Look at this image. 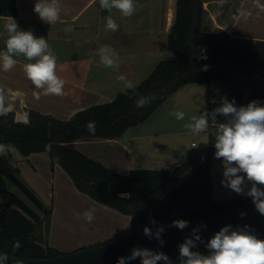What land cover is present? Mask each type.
<instances>
[{"label":"trees","instance_id":"obj_1","mask_svg":"<svg viewBox=\"0 0 264 264\" xmlns=\"http://www.w3.org/2000/svg\"><path fill=\"white\" fill-rule=\"evenodd\" d=\"M240 1L177 0L168 39L172 60L159 63L145 81L117 94L111 102L81 110L68 121L31 110L26 111V122H17L11 112L0 115V143L14 144L22 157L46 153L51 168L59 165L78 192L130 216L129 237L143 235L145 227L153 232L161 226L171 227L177 219L190 223L226 212L257 211L252 199L243 194L222 202L212 200L208 159L196 166L199 157L194 156L168 170H132L121 175L69 146L81 138H121L129 128L145 123L155 109L184 85L209 86L212 81H230L233 74L264 76V41L235 38L227 32L238 14ZM16 15V0H0V16ZM141 96L155 99L148 106L137 108L136 101ZM229 99L241 105L239 95L232 94ZM89 122L95 123L94 133L88 131ZM214 142L209 136L208 158L215 152ZM10 154L0 157V210L4 209L0 219V252L24 259L58 256L60 252L45 244L50 210L21 178ZM8 184L34 209L10 192ZM43 227L44 233L38 234ZM257 237L264 239V234ZM198 246L208 254L203 244ZM173 252H164L172 264ZM128 264H140V260Z\"/></svg>","mask_w":264,"mask_h":264},{"label":"crops","instance_id":"obj_2","mask_svg":"<svg viewBox=\"0 0 264 264\" xmlns=\"http://www.w3.org/2000/svg\"><path fill=\"white\" fill-rule=\"evenodd\" d=\"M176 1L135 0L134 14L131 17H123L116 9L110 13L102 10L99 0H61V18L55 24L49 25L33 11L36 0H16L17 15L0 16V50L5 49V40L8 38L4 25L12 18L21 30L31 31L36 37H44L47 40L57 56V75L65 81V85L62 95H43L41 90L34 88L23 70V65L30 61L23 56L14 57L17 59V65L11 71L4 72L0 68V97L3 98L4 108L12 106L10 112L14 114L17 122L27 121V110L35 111L41 115H50L61 121H68L81 110L111 102L112 99L109 97L115 96L118 91L128 89L116 79L117 76L124 75L136 86L156 68L155 61L158 57L161 58L164 55L167 57L166 54L171 53L168 49V39L175 20ZM262 2L263 0L240 1L237 16L227 27L230 36L264 41V19H262L264 6ZM246 8L249 10L250 18H254L252 16L256 15L255 19L250 20V23L253 24L248 26L249 31L247 32L243 31L241 27ZM108 15H111L119 25L118 31L106 30L105 17ZM68 26H72L73 30L70 33H65L64 29ZM102 45L111 46L117 53L118 69L99 66L97 50ZM237 75L248 76L259 80V82H262V77H264L263 74ZM210 86L205 84L182 86L167 99L173 101L171 110L158 114L157 118L152 117L156 112L153 113L145 123L129 128L119 139L81 138L71 142L69 146L121 175H128L132 170H168L181 160L194 156L199 157V161L201 160L200 155L193 154L185 146L181 147L180 137L183 134H195L184 125L190 122V117L203 115L204 105L208 113L209 127L205 131V134L208 133V137L207 135L204 137L206 143L203 148L204 159L199 163L201 164L207 159L209 161L212 195L215 175H220L223 178V165L221 160L214 157L215 152L208 158L206 150L208 149L209 136L215 139L218 130L219 124L215 121L224 117L216 119L211 116L213 108L218 106L220 99H197V95L200 93L206 94V96L210 95L212 93ZM258 89L250 88L244 94L241 105H247L253 100L264 105L262 102L264 89L262 90V87L260 90ZM34 93H40V98L36 99ZM228 100L230 101L229 98ZM176 111L185 113L184 120L175 118L172 113ZM193 146L194 143H191V148H196ZM41 154H45L50 163L48 155ZM14 156V153L10 154L12 164L16 167V156ZM30 156H38V154H31L28 157ZM18 157L19 159L25 158L20 154ZM196 166L198 165L196 164ZM55 167L60 170L61 175H58L56 180L62 187L61 190L66 189L77 196L88 197L76 190L62 173V168L59 165H55ZM26 177L21 174L24 182L35 190L33 184ZM29 177L33 181L34 178L31 175ZM250 186V183L246 182L245 191ZM221 190L219 195L228 197L242 195L225 187ZM214 198L217 199L216 196ZM105 208L106 210L110 209ZM117 214L124 216L118 212ZM125 216L129 223H124V226L119 227L121 232L117 229L115 234L100 237L98 240L106 242L129 237L131 218ZM51 231H53V225L49 227L47 236Z\"/></svg>","mask_w":264,"mask_h":264},{"label":"clouds","instance_id":"obj_3","mask_svg":"<svg viewBox=\"0 0 264 264\" xmlns=\"http://www.w3.org/2000/svg\"><path fill=\"white\" fill-rule=\"evenodd\" d=\"M99 5L109 13L116 9L123 17H131L136 9L135 0H99ZM33 11L46 24H55L61 18V0H36ZM105 20L106 30L118 31L119 25L111 15L106 16ZM4 28L8 38L5 40V49L0 50V68L4 72L11 71L17 65V59L14 57L23 56L30 61L23 65V70L34 88L41 90L45 96L62 95L65 81L57 75V56L47 40L44 37H36L31 31L21 30L12 18L5 23ZM72 30V26L64 29L65 33ZM97 54L99 66L114 70L119 68L117 53L111 46H100ZM116 79L128 89L134 87L124 75H119ZM34 95L36 99L40 98V93ZM154 99V96H141L136 101V106L146 107ZM10 111L12 106L9 105L5 109L3 98L0 97V115H6ZM172 114L177 120L185 118L183 111ZM207 115L205 113L190 117V122L184 127L195 134L204 133L209 127ZM212 116L225 118L224 122L218 125L214 142V157L221 160L223 165L222 186L250 197L256 210L264 215V105L253 100L247 105L237 106L234 99L229 101L223 98L221 105L212 112ZM87 128L89 132L94 133L95 123L89 122ZM17 151L12 143H0V157H7L9 153ZM246 182L251 185L247 191ZM94 213L95 209L86 210L82 214L83 219L91 223L95 218ZM151 223L155 225L154 220ZM188 223L187 220L177 219L172 222V226L183 230ZM163 231V226L158 227L155 233L149 227L143 229L145 236L155 235L161 244ZM199 232V228L193 229L190 237H186L179 245V264H264V239H259L247 225L243 228L237 226L235 229L231 225L222 227L204 244L208 254L195 250L199 243H203ZM137 258L140 259V264H159L161 261L163 264H172L165 253L140 247H134L130 256L120 257L117 264H127Z\"/></svg>","mask_w":264,"mask_h":264},{"label":"rangeland","instance_id":"obj_4","mask_svg":"<svg viewBox=\"0 0 264 264\" xmlns=\"http://www.w3.org/2000/svg\"><path fill=\"white\" fill-rule=\"evenodd\" d=\"M262 3L264 6V0ZM243 14H244V18H243L244 20L242 21L241 27L243 31L247 32L249 31L248 26H250V24H253L250 23V20L255 19L256 15L252 16L254 18H250V13L248 8L244 10ZM262 19H264V14H262ZM166 55L167 57L165 55L161 58L158 57L155 61L156 65H158L163 61H169L173 59L172 53ZM151 74L152 73H150L148 77ZM148 77L144 78L140 83L145 81ZM210 85H211L210 87L212 89L211 91L212 93H210V95L207 94V96L206 94L200 93L199 95H197V99H209V98L220 99L219 104L217 106L219 107L222 103L223 98L228 99L230 97L228 96L229 94L239 95L240 100L242 102V99H244V94H246V92L250 88L251 89L259 88L258 90H260L262 87L263 90L264 77H262V82H259V80H254L248 76L233 74L232 80L230 81H213L210 83ZM126 90L128 89H123V91L122 90L118 91L115 96H111L109 97V99L114 100L117 94L123 93ZM191 99H193V97H191ZM172 104L173 101L167 100V102H165L160 107L155 109L153 113L155 112L156 113L152 117L157 118L159 116L158 114H161L164 111L165 113H167L169 110H171ZM217 107H214L213 111ZM202 113L203 114L207 113L206 106L204 105L202 108ZM212 118L219 119L221 117L212 116ZM205 135H207L208 137V133L205 134V132L200 134H183L180 137L181 147L185 146L188 148V150L193 152V154L200 155L201 160H199L198 163H196L197 165H199L200 164L199 162H201L204 159L205 151L203 148L206 145L204 140ZM191 143L197 145L196 148H191ZM17 153L15 152L14 155L16 156L15 163H16V168L19 171V175L21 176L22 174L24 176H27L26 179L29 180V182L33 184L35 188L34 190L32 187H30L32 191L40 198V200L44 203L45 207L50 210L49 227L53 225V231L49 232V235L47 236V240L45 241V244L47 243V246L49 248L57 252H60V254H70L79 250L97 247L99 244L105 242V241H99L98 239L100 237L109 234H115L117 232V229H119V227L124 226V223L125 224L129 223V220L128 221L126 220L125 215H124L125 217L122 215L120 216L114 210H110V209L106 210V208L103 207V205L98 203L96 204V202L90 200L89 197L77 196L72 192L66 191V189H64V191L61 190L62 187L59 185V182L57 183L58 180H56V177L58 175L59 176L61 175L59 173L60 170L57 167L53 168L52 170L51 164L49 163L48 158L46 157L45 154H38V156H30V157H25L23 159H19ZM61 171H63L62 173H64L65 177L69 180V182L72 183V181L64 172V170L62 169ZM29 175H31V177L34 178L33 181H31ZM222 179L223 178L220 177V175L219 176L215 175V180L213 184L214 190L211 197L213 198V200H216L217 202L235 198V195H230L229 197L227 195H219L220 191H222L221 189L223 188L221 184ZM7 187L10 192L17 195L20 199L25 201L30 207L33 208V206L30 205V203L22 196V194L15 187L11 186L10 184H8ZM214 196H216L217 199H215ZM89 209H95V213H94L95 218L91 223H87L83 219V215H82L86 210ZM90 229L92 230L90 231ZM44 231L45 228L43 227V229H41V231H39L38 234L41 233L40 235H42V232L44 233ZM77 233L78 235H76ZM195 250L204 254V250L200 246H198L197 249ZM173 260H174L173 264H179V251L176 249L173 252Z\"/></svg>","mask_w":264,"mask_h":264},{"label":"water","instance_id":"obj_5","mask_svg":"<svg viewBox=\"0 0 264 264\" xmlns=\"http://www.w3.org/2000/svg\"><path fill=\"white\" fill-rule=\"evenodd\" d=\"M3 217L4 209L0 210V219ZM226 225H231L233 229L237 226L243 228L247 225L248 229L256 236L263 235L264 215L258 211H232L190 222L183 230L173 226L166 227L161 233L163 244L156 239L155 235L148 237L143 234L70 254H60L50 259H24L0 252V264H117L120 257L130 256L134 247L163 253L179 249V245L184 242L186 237H190L192 230L196 228L200 229L199 235L203 241L201 244L204 245L208 239ZM205 249L208 250L206 247ZM138 260L140 259L129 261L127 264Z\"/></svg>","mask_w":264,"mask_h":264}]
</instances>
